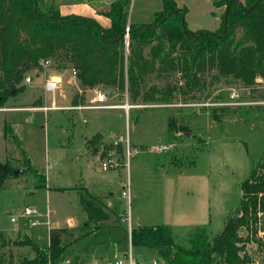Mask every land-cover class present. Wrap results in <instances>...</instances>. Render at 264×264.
Listing matches in <instances>:
<instances>
[{
	"label": "rangeland",
	"instance_id": "rangeland-1",
	"mask_svg": "<svg viewBox=\"0 0 264 264\" xmlns=\"http://www.w3.org/2000/svg\"><path fill=\"white\" fill-rule=\"evenodd\" d=\"M176 1L187 6L184 13L187 29L205 28L215 32L220 26L226 4L222 9H216L213 0ZM238 1L244 4V0ZM43 2L57 5L66 14L108 23V17L99 12L108 8L109 5L104 6L107 0ZM161 7V0H130L128 20L153 27L156 24H152L154 13ZM125 43L127 46V36ZM27 74L31 75V82L24 84L25 89L9 97L4 105L32 107L41 97L42 106L56 107L0 110V163L8 162L15 175L0 188V231L16 242L9 248L11 257L6 247L0 251V258L3 257L5 263L11 259L15 264L18 258L32 257L34 247L42 251L47 244V226L42 223L30 225L28 217L23 215L24 207L33 206L39 212L48 209V227L55 222L67 226L69 218L75 220L81 213L77 190L98 196L103 204L110 201L111 209L117 214L122 212L123 217L121 220L120 215H116L118 226L103 227L96 234L93 233L96 225L90 224V235L82 240L79 249L73 248L72 255L77 252L83 262L93 260L95 264H110L115 259L126 261L129 254L137 262L157 263L159 258L155 251L127 243L124 230L129 222L124 216L130 211V225L137 221L141 225L159 222L160 209L170 211L174 190L168 180L172 172L182 171L190 177L206 178V184L186 181L179 186L181 192L190 195L192 209L204 198L209 199L211 224L206 226L211 235L222 229L223 220L229 213L240 216L239 182L245 178L252 163L264 172V82L260 77L251 88L229 79L212 82L210 75H205V85L196 92V99L189 102H182L178 95L172 103L129 102L126 94H108L105 104L115 105L108 108L98 107L95 103V93L100 88L85 90V102L72 104V98L80 90L70 69L43 66L31 69ZM180 77L179 72L172 70L166 78L151 75L148 83L163 86L166 82L177 84L181 80L180 84ZM47 78H58L60 86L47 89L44 86ZM126 100L130 105L127 111L120 107ZM79 105L87 106L74 108ZM171 113L178 122L185 123L187 132H179L173 137L166 135L167 117ZM4 124L11 126L17 142L12 138L7 139L9 142L5 140ZM119 136L122 138L120 144L115 139ZM161 143L171 145L160 153L150 149L151 144ZM22 150L32 166L45 176L44 181L24 168ZM110 151L119 165L102 170L100 160L109 156ZM129 178L132 179L130 184ZM131 183L137 197L133 204L131 200L127 203L126 197L121 195ZM256 215L258 219L253 224L256 230H239L251 260L247 264H264V210H259ZM12 216L16 221H11ZM36 218L45 220L41 216ZM116 218L113 217L115 221ZM213 224L219 227L215 229ZM17 228L28 230L33 242L27 244L23 234L15 233ZM173 232L185 244L187 231L176 230L174 226ZM72 255L64 252L63 257L55 260L56 264H69L67 261Z\"/></svg>",
	"mask_w": 264,
	"mask_h": 264
},
{
	"label": "trees",
	"instance_id": "trees-1",
	"mask_svg": "<svg viewBox=\"0 0 264 264\" xmlns=\"http://www.w3.org/2000/svg\"><path fill=\"white\" fill-rule=\"evenodd\" d=\"M228 1L213 3L222 6ZM256 1L244 0L240 6L232 0L225 30L222 22L219 29L210 32L187 29L183 20L186 7H178L175 0H161L162 7L151 21L156 23L153 27L128 20L130 0H112L108 8L99 11L110 20L105 27L90 17L62 14L57 5H46L43 0H0V107H6L9 97L25 89V73L43 67L40 62L45 59H50V66L56 69L75 70L80 92L72 98L73 105L84 103L85 90L94 88L111 90L109 95L126 94L129 102L172 103L176 95L182 102H189L196 99L208 74L212 82L229 79L252 88L258 77L264 82V0ZM172 70L179 72L182 83H148L151 75L166 78ZM41 102L38 97L33 106H42ZM186 130L185 123L178 122L172 113L168 115V137ZM3 137L6 141L18 140L8 124L3 126ZM21 163L45 180L24 150ZM12 169L8 162L0 163V188L15 176ZM240 189V216L229 213L218 233L211 235L206 226H194L187 231L184 244L169 225L132 226L131 246L155 251L159 258L156 264L249 263L239 230H256V212L264 210V172L254 163ZM78 197L86 222L50 227L45 249L34 247V256L18 258L15 264H56L58 257L66 251L71 255L73 248L90 235V224L96 225L94 234L108 225L111 213L98 196L78 190ZM23 235L27 244L33 242ZM12 244L16 242L0 231V251ZM8 253L11 257L10 249ZM5 262L1 257L0 264H13L11 259Z\"/></svg>",
	"mask_w": 264,
	"mask_h": 264
},
{
	"label": "crops",
	"instance_id": "crops-1",
	"mask_svg": "<svg viewBox=\"0 0 264 264\" xmlns=\"http://www.w3.org/2000/svg\"><path fill=\"white\" fill-rule=\"evenodd\" d=\"M112 0H107V5H104V6H108L110 4ZM212 1V0H211ZM176 4L178 7H186V10H187V6L182 4H178L177 1L175 0ZM213 2V1H212ZM214 4V3H212ZM215 6V5H214ZM217 8L216 9H222V6H216ZM215 8V7H214ZM225 11V7H223V9ZM61 12V11H60ZM62 14H66V13H63L61 12ZM67 14H72V13H67ZM184 15L183 14V20H184ZM223 18H224V13L222 14V17H221V22L219 23L221 25V23L223 22ZM96 21L102 25V26H108L109 23H110V20L108 19V23L104 20H97ZM185 21V20H184ZM133 23H137V22H133ZM150 23V22H149ZM220 27V26H219ZM219 27L217 29H219ZM199 30H205V28L203 29H196V30H191V31H199ZM73 76V75H72ZM74 77V76H73ZM75 78V77H74ZM107 93V91H106ZM111 96H114V94H112ZM110 96V97H111ZM107 97H108V94H107ZM128 102V101H127ZM96 103V102H95ZM19 107H26V106H19ZM23 110V109H21ZM25 110V109H24ZM27 110V109H26ZM178 134V133H177ZM166 135H167V130H166ZM115 139H118L119 140V144L120 142L122 141V138L121 136H119L118 138H115ZM114 139V140H115ZM169 144V143H168ZM165 144V143H161L159 145H155V144H151V147L150 149L152 151H155V152H162L163 150H165L166 148H168L169 145L171 144ZM118 148V147H117ZM116 150V148H115ZM129 151V146H128V143H127V155H128V152ZM118 152V150H117ZM116 152V154H117ZM124 152V150H123ZM118 156H120V154L118 153ZM121 158V157H120ZM119 158V159H120ZM120 161L122 162V160L120 159ZM249 172V171H248ZM248 175V173H247ZM247 175L245 176V178L247 177ZM169 180L168 182L172 185L173 187V190H174V193L172 195V200H171V203L169 204L170 206V211L169 210H165V209H160V219H159V222H155V224H166V225H169L170 227H173L175 226L176 227V230H184V231H188L190 230L192 227L194 226H206L207 224H211V220H210V216H209V212H210V201L209 199L207 198H204L203 200H201L199 202V204L196 205V208L195 209H192V201H191V198H190V195H187L183 192H181V188H180V184H183L188 181V182H195V183H199L200 181H202V184H206L205 181H206V178H200L198 176H195V177H190V175H188V173H183L182 171H174L172 172L170 175H169ZM243 178L240 182H239V188H240V184L241 182L245 179ZM129 183L132 182V179L129 178ZM79 183V182H78ZM77 184V183H76ZM75 186V185H74ZM49 188V187H48ZM74 188V187H73ZM75 189V188H74ZM165 189V188H164ZM78 191V190H77ZM89 193V192H88ZM240 193H241V189H240ZM91 194V193H90ZM122 195V194H121ZM124 197H126L127 199V203H129V201L131 200V204H133L137 197H136V191H135V188L134 186L132 185L131 183V186L129 185L128 188H127V195H122ZM241 196V194H240ZM105 197V196H104ZM105 199V198H104ZM240 199V198H239ZM78 200H79V197H78ZM239 202V201H238ZM105 203V206L107 209H109L111 212L110 214V218L107 220V226L105 228H110L112 226H118L119 225V222H118V219L116 218L117 216L116 215H120V219L122 220V215L123 213L121 212L120 214H117L115 212V210L111 209V202L108 201L107 203L104 201ZM80 204V203H79ZM38 211V210H37ZM11 211L9 210L7 213L9 214ZM39 212V211H38ZM80 214L78 217H76V219H71L69 218L68 219V224H66L67 226H61L60 224H58V222H55L52 224V226L49 225V220H48V217H49V214L46 216L45 213H48V209L45 211V212H39V214L37 216H41V218L44 217L45 220L43 221H39L38 219V224L39 223H42L43 225L45 224V226H47V239H48V230L50 227H73L75 225H78L80 223H82L83 221H85L86 219V215L85 213L83 212L81 206H80ZM111 215L113 217L116 218V221L113 219V217H111ZM126 216V215H125ZM124 216V217H125ZM128 216H129V219L131 220V216H130V211L128 213ZM137 219V218H136ZM225 220V218H224ZM224 220H223V223H224ZM137 221V220H136ZM219 223V221H217ZM37 225V224H36ZM121 225V224H120ZM141 224H139V222L137 221L136 224H131L130 226H139ZM154 225V224H152ZM212 226H215L217 229L219 227L218 224H213ZM207 227V226H206ZM103 228V227H102ZM125 228V226L123 227ZM101 228H99L100 230ZM126 232H127V235H126V241L127 243L130 244V234H129V231H128V227L125 228ZM22 233V234H27L29 237H32V234L28 231V230H24L23 228H17L16 232L15 233ZM87 237V236H86ZM34 240V239H33ZM82 242V241H81ZM80 242V243H81ZM79 243V244H80ZM79 244L76 246V248H78ZM48 245V240H47V244L46 246ZM131 245V244H130ZM45 246V247H46ZM79 249V248H78ZM73 253V252H72ZM72 255V254H71ZM78 255V256H76ZM72 258L71 259H68V263L69 264H95V261L93 260H90V261H86V262H83V260L80 259V255L76 252L74 253V255L71 256ZM96 260V259H95ZM113 260V259H112ZM109 261V259L107 260ZM124 261V260H123ZM66 262V261H65ZM126 262V261H124Z\"/></svg>",
	"mask_w": 264,
	"mask_h": 264
},
{
	"label": "built area",
	"instance_id": "built-area-1",
	"mask_svg": "<svg viewBox=\"0 0 264 264\" xmlns=\"http://www.w3.org/2000/svg\"><path fill=\"white\" fill-rule=\"evenodd\" d=\"M128 27H126V30H125V37L128 35ZM42 66L44 67H47L49 66L50 67V64H51V61L50 59H45L43 61L40 62ZM75 70L71 69V74L75 77ZM24 84H27V83H30L31 82V75L27 74L23 77V81H22ZM61 84V81L58 79V78H47L45 81H44V86L47 88V89H50V90H54L55 88H57L58 86H60ZM107 101V93H106V90H103V89H97L96 90V93H95V102H96V105L98 107H108V108H111V107H115V105H108V104H105ZM87 105H79V106H74V108H84L86 107ZM53 107H56L55 105H50V106H32V107H0V110H21V109H47V108H53ZM120 107H123L125 109V111L128 110V108L130 107L129 103L127 102V100L125 101L124 104L120 105ZM114 144H117V141H114L113 142ZM113 151H110L109 152V156L105 157L103 160H100V163H101V166L100 168L102 170H107L108 168H114V167H117L119 165V163L117 162V160L115 159L114 155H113ZM122 195H127V190H123L121 192ZM39 214V212L37 211V209L33 206H25L24 209H23V215L28 217L29 219V224L30 225H36L38 224V220L36 218V216ZM45 215L47 216L48 213H45ZM124 220L128 221L129 224H128V231H129V234H130V219H129V216L126 215L124 217ZM11 221H16V218L14 216L11 217ZM110 264H139L130 254L127 255V260L126 262L123 261V259H115L113 260ZM153 264H156L155 261H153Z\"/></svg>",
	"mask_w": 264,
	"mask_h": 264
},
{
	"label": "water",
	"instance_id": "water-1",
	"mask_svg": "<svg viewBox=\"0 0 264 264\" xmlns=\"http://www.w3.org/2000/svg\"><path fill=\"white\" fill-rule=\"evenodd\" d=\"M232 0H229L228 3L226 4V7H225V11H224V18H223V30H225V27H226V18H227V12H228V8H229V5H230V2ZM236 1L240 6H242V4L238 1V0H234ZM259 0H257L255 3H257ZM254 3V4H255ZM254 4L251 5L254 6ZM183 23V22H182ZM111 93V90H107V94H110ZM3 168L5 167L4 165L2 166ZM31 192H26V194H30Z\"/></svg>",
	"mask_w": 264,
	"mask_h": 264
}]
</instances>
